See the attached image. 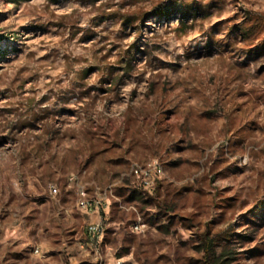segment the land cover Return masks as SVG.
<instances>
[{"label":"rangeland","instance_id":"1","mask_svg":"<svg viewBox=\"0 0 264 264\" xmlns=\"http://www.w3.org/2000/svg\"><path fill=\"white\" fill-rule=\"evenodd\" d=\"M118 262L264 264V0H0V264Z\"/></svg>","mask_w":264,"mask_h":264},{"label":"built area","instance_id":"2","mask_svg":"<svg viewBox=\"0 0 264 264\" xmlns=\"http://www.w3.org/2000/svg\"><path fill=\"white\" fill-rule=\"evenodd\" d=\"M161 173H162L161 166L154 160L140 165L136 164L131 168V174L133 177L136 178L135 184L138 187L148 190L154 188L156 179L161 175ZM53 191L55 192L56 189L53 188ZM78 203L81 208L87 210L95 208L99 205L98 201L88 200L85 197L80 198ZM102 229H103L102 220L93 222L87 226V232L92 236L100 234L102 232ZM117 264H122V263L118 262Z\"/></svg>","mask_w":264,"mask_h":264}]
</instances>
